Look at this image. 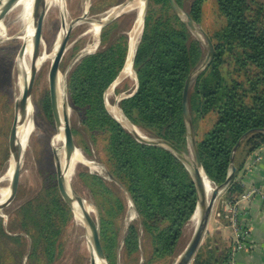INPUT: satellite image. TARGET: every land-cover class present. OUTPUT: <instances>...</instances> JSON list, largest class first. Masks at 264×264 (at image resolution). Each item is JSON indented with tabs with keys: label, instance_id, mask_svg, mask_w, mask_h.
<instances>
[{
	"label": "trees",
	"instance_id": "16d2710c",
	"mask_svg": "<svg viewBox=\"0 0 264 264\" xmlns=\"http://www.w3.org/2000/svg\"><path fill=\"white\" fill-rule=\"evenodd\" d=\"M186 1L175 0L180 8ZM205 1L193 0L189 8L188 14L197 26L203 23ZM250 3L216 0L223 24L214 36L208 34L214 56L210 66L192 80L188 97L193 125L217 112L213 130L196 142L205 175L214 187L226 182L233 150L251 132L234 156L237 172L224 191L226 203L235 202L244 192L239 174L246 161L264 147V29L259 16H250ZM117 28L118 22L112 21L102 29L103 48L80 59L71 70L67 94L91 141L97 144L98 137H103L110 175L126 190L142 228L151 238V261L155 262L174 256L197 210L198 191L177 156L165 148L137 142L106 108L104 96L123 71L128 56V36L118 34L113 40ZM205 58L201 42L174 14L169 1L150 0L133 63L138 90L121 102L124 115L150 137L185 153L189 138L183 115L184 88ZM225 71L228 84L223 94ZM79 179L95 198L104 201L100 205L105 214L100 238L107 261L114 264L113 230L125 211L124 201L98 174L83 171ZM57 188L54 182L44 197L20 209V229L32 241L27 264H55L62 254L59 237L71 211ZM22 241L20 238V264L24 256ZM124 243L129 256L139 251L136 226L129 227ZM230 251L231 246L224 248L207 236L192 264H224Z\"/></svg>",
	"mask_w": 264,
	"mask_h": 264
},
{
	"label": "rangeland",
	"instance_id": "374dc122",
	"mask_svg": "<svg viewBox=\"0 0 264 264\" xmlns=\"http://www.w3.org/2000/svg\"><path fill=\"white\" fill-rule=\"evenodd\" d=\"M138 1L139 0H62V6L64 5L65 11L62 9L60 10L58 5L50 4L44 22L40 53V58H43L44 62L39 68L40 71L36 74L30 99L29 107H32L34 111L30 119L33 130L29 136L27 147L23 151L19 190L14 202L5 210L0 211V262L2 261L4 264H20V238H22L23 245L21 250L24 254L22 262L23 264L28 263L29 247L32 241L30 237L20 229V209L25 204L40 198V196L44 197L54 182L57 184L54 152L59 156V146H54L53 140L59 134V129L55 124L51 111L49 72L53 62L50 56L53 54L59 35L63 31L62 14L65 15L67 24L73 25V29L59 68V74L62 78L61 94L63 99L68 103V108L70 109V111H68L70 112L69 119L72 130L78 133L74 135L76 150L81 152L83 158L87 162L75 166L70 185L77 194L84 198L86 204L91 208L92 217L98 223L100 232L101 218L105 216V214L101 212L100 205L102 202L104 203V201L95 198L90 193L79 179V174L83 171H87L92 174L100 175L111 187L114 194L124 201L125 211L122 216L117 219L113 230L115 235L113 242L114 248L112 251L114 264H175L191 243L197 225L193 228L190 221L184 229L182 239L178 244L174 256L160 261H151L153 253L151 238L142 228L140 219L126 190L110 175L109 157L103 137H98L97 144L91 141L89 135L81 126L78 115L71 108L68 99L67 77L71 70L77 65L80 59L88 55H93L103 48L101 44V33L105 26L101 29L99 37L95 38L91 32L92 25L96 23L99 24L106 18H114L113 22H118V28L114 31L115 35L113 40L118 34H126L128 36L129 50L130 40L135 30L137 11L128 9L121 12L122 15L119 17H115V14H110V11L114 8L119 9L123 7L124 9ZM192 2L193 0L186 1L184 8H182L184 13L188 14ZM250 8L252 10L250 16L252 18L259 16V24L264 29V0H251ZM28 18L27 10H25L24 7H17L4 19L2 29L0 28V40H2L0 41V190H10L11 181L6 178L11 165L10 162L12 161L9 150V133L14 122L15 104L22 96L20 88L21 69L18 56L22 46L26 43ZM222 24L223 20L218 11L216 0H206L203 6V23L197 27L207 36L208 34L214 36V34L220 30ZM193 36L201 42L205 54L207 55L208 45L205 38L200 32L193 34ZM140 38L141 34L139 41ZM50 53L52 54L50 55ZM227 80L225 71L223 94L226 92ZM136 85V73L134 79L125 78L120 74L117 82L107 90L104 96L107 110H110L107 104L109 102L111 107L120 108L121 113L124 115L120 104L135 91ZM124 117L127 123H120V125H122L123 128L125 127L124 129L129 132V124L130 126L135 125L125 115ZM216 121L217 112H214L204 120L196 122L195 125H193L195 141H202L213 130ZM142 132L148 139L159 140L150 137L143 130ZM184 155L190 165H194L191 140H188ZM53 175H56V178ZM217 205L219 207L224 205L225 209L226 201L224 200V192L218 198L216 207ZM69 209L71 211V218L59 237L62 254L55 264H90V260L93 256V248L87 227L85 224L75 220L73 209L71 207H69ZM212 222L214 223L215 219H213ZM131 226H136L138 228L140 249L136 254L129 256L125 251L124 241L127 231ZM208 236H212L214 242L220 243L224 248L231 246H228L226 241L224 243L222 238L217 236L216 233ZM205 239L201 246L202 248L205 246ZM108 264L110 263L108 262Z\"/></svg>",
	"mask_w": 264,
	"mask_h": 264
},
{
	"label": "water",
	"instance_id": "95a60500",
	"mask_svg": "<svg viewBox=\"0 0 264 264\" xmlns=\"http://www.w3.org/2000/svg\"><path fill=\"white\" fill-rule=\"evenodd\" d=\"M20 1L22 0H1L0 1V24L3 23L8 13L14 10L15 7L20 3ZM168 1H169L170 7L172 11L174 12V14L178 16V18L184 23V25H186L189 28L192 34L200 32L202 36L205 38L207 45H208V52H207L205 60L203 61L202 65L191 74L189 80L187 81L185 85L184 93H183V115H184V120L187 125L188 138H189L188 140H191V145L193 149L194 165H190V163L186 160L184 153L169 143H166L162 140H151L148 138L144 139L139 136H136L130 131L129 133L132 134L134 138L136 139V141L139 142L140 144L147 145V146H155V147L158 146V147H162V148H165L171 151L175 156H177L184 163V165L187 167L188 171L190 172L193 178V181L198 191L199 203H198L197 210L194 216L192 217V219L196 216V214H198L199 218L197 222L196 231H195V234L193 236L191 243L189 244L187 249L184 251V253L180 256V258L175 263V264H192L196 257L198 250L202 246L204 239L207 235L208 226L211 221L216 202L236 175L237 170H236V167L234 166V156L238 148L241 146L242 142L249 136L251 132H248L247 134H245L243 138L235 146L233 153H232V160H231L232 169H231V172L226 182L222 186L214 187L211 194L208 195L206 192V187H205L204 179L202 176V172H204V169L201 163L199 152L197 150L194 127H193V123L190 118L188 97H189V91H190L192 80L210 66L213 56H214V48L208 36L197 27V25L194 23L190 15L184 13L183 9L177 5L175 0H168ZM61 3H62V0H61ZM149 3H150V0H146L144 11H143V27H142L141 37L143 34V30H144V22H145V17L148 11ZM49 6L50 4L48 0H34L33 11H32V20L34 24V33H33V39H32V51H33L32 52L33 53L32 68H31V74L29 78H26L24 80V84L22 88V96L15 104L14 122L12 124L10 133H9V150L11 153V160L13 163V175H12L11 182H10L9 198L3 204H0V211L5 210L7 207H9L14 202V200L17 197L18 190H19V181H20L22 162H23V150L18 140V129H19V126L27 118L28 109L30 106L32 89L34 85V80L39 70L38 63L40 60V53H41V47H42L43 27H44V22H45V18H46ZM121 15L122 13L119 12L118 14L115 15V17H119ZM113 20L114 18H106L104 21H101V23H99L100 31L104 26L108 25ZM62 28H63V31H65V34H63L60 40L59 48L57 49V52L55 53V56L53 58V62L51 65V69L49 72V95H50V105H51L52 115H53L57 128L60 129L62 126L64 128V132H63L64 133V152H65V162H66L64 166H62V163H61V160L58 154L54 152L55 160H56L57 187H58V191L62 199L64 200V202L72 209H73V204L74 203L77 204L82 212L84 224L87 227L89 238H90L92 248H93V256L90 260V264H98V262H104L105 264H108L107 258L105 256V253L103 251L102 244H101L100 228H99L98 223L95 221L92 215L87 211L86 201L84 200V198L80 196L79 194H77L72 189L70 182L67 184L65 182L66 169L69 165L72 155L74 154L77 148H76V144L74 140V135L72 132V127L70 124L69 115L67 114L68 110L70 111V109L68 108V103L64 100L60 106V99H59V93H58V79L60 77V74H59L60 63L66 51V47H67V44L70 38V34L73 29L72 24L71 25L67 24L64 14H62ZM139 43L140 41L138 42V45ZM128 55H129V50H128ZM23 56H24V45L22 46V49L19 52V56H18L19 61L23 59ZM133 63H134V58H133ZM117 80L113 84H115ZM136 80H137V77H136ZM137 90H138V81H137L135 91L127 99L133 97L137 93ZM104 101H105V98H104ZM116 121L120 124L118 120Z\"/></svg>",
	"mask_w": 264,
	"mask_h": 264
},
{
	"label": "bare ground",
	"instance_id": "6f19581e",
	"mask_svg": "<svg viewBox=\"0 0 264 264\" xmlns=\"http://www.w3.org/2000/svg\"><path fill=\"white\" fill-rule=\"evenodd\" d=\"M48 2H49V4H52V5H56V6L58 5L60 7V10L61 9L64 10V7H63L64 5L62 6L61 0H48ZM145 3H146V0H139L138 2L132 4L131 6H128V7L124 8V9H123V7L119 8V9H115L114 8V9H112L110 11V14H115V15L118 14L119 12L121 13V12H123L125 10H128V9H132L134 11L135 10L137 11V20H136V24H135V30H134V34L132 35L131 40H130L129 55H128L127 62H126V65L124 67V70L122 72V76H124L125 78L134 79V77H135V73H134V70H133V58H134V55H135V51H136V48H137V44H138V41H139L140 34L142 32L143 11H144V7H145ZM33 4H34V0H22L15 7V8L24 7L25 10H27V12H28V17H29L28 18L29 22L27 23V32L28 33H27V36H26V43L24 44V56H23V59L20 61V69H21L20 88H21V91H22V88H23L24 80L26 78H29V76L31 74L32 61H33V59H32V57H33V53H32L33 52L32 51V39H33V33H34V24H33V20H32ZM0 28L2 29V24H0ZM91 32L93 33L95 38L99 37L100 24H97V23L93 24L92 27H91ZM63 34H65V31H62L61 34L59 35V38H58V41H57V43L55 45V49H54L53 54L50 53V55L52 54L50 56L51 59L54 58L55 53L57 52V49L59 48L60 40H61ZM43 56H44V54H43ZM43 62H44V59L40 58L39 63H38V68H40V66L43 64ZM38 71H40V70H38ZM63 81H64V79H63ZM61 91H62V78L60 76L59 79H58V93H59V99H60V106H61L62 102L64 101L63 96L61 94ZM107 104H108V107H110L109 112L112 114L111 116H113L121 124L127 123L124 115L120 111V108L111 107V105H109V102ZM33 112L34 111H33L32 107H29L27 118L19 126V129H18V140H19L20 146H21L23 151L27 147V142H28L29 136H30V134L32 133V130H33L32 124L30 123V119H31V117L33 115ZM67 114L70 115V112L68 111ZM129 130H130V132H132L136 136H139V137L144 138V139L147 138L144 135V133L142 132V130L137 128V127H135V126H132V125L130 126V124H129ZM63 132H64V128L62 126L59 129V132H58L59 134L57 133L58 135L53 140L54 146H59L58 151H59V156H60V160H61L62 166H64L65 163H66L65 162V152H64V133ZM84 163H87V162L83 158V155L81 154V152L79 150H76L74 152V154L72 155V158H71V160L69 162V165H68V167L66 169V176H65L66 184L70 182L71 176L73 174V170H74L75 166L77 164L80 165V164H84ZM10 164H11L10 168H9L8 173L6 175V178L9 181H11V178H12V175H13V163H12V161L10 162ZM202 176H203V179H204L206 192H207L208 195H210L211 192L213 191L214 187H213L212 183L209 182V180L206 177V175L204 174V172H202ZM9 181H7V182H9ZM9 195H10V190L9 189L0 190V204H3L9 198ZM73 209H74V214H75V220H77L78 222L84 224V220H83V217H82V212H81L80 208L78 207V205L74 203L73 204ZM86 209L92 215L91 208L87 204H86ZM198 218H199L198 214H196V216L191 220L193 228L196 227L197 222H198ZM98 264H105V263L104 262H98Z\"/></svg>",
	"mask_w": 264,
	"mask_h": 264
},
{
	"label": "crops",
	"instance_id": "0c3cea01",
	"mask_svg": "<svg viewBox=\"0 0 264 264\" xmlns=\"http://www.w3.org/2000/svg\"><path fill=\"white\" fill-rule=\"evenodd\" d=\"M239 182L244 191L259 188L264 192V147L246 161L244 170L239 174ZM217 207L215 205L206 237L216 233L229 246L231 231L228 216L224 212V205ZM246 208L249 212L246 224L250 230V242L248 250L237 254L234 262L235 264H264V200L261 196H256L246 205ZM213 219H215L214 223Z\"/></svg>",
	"mask_w": 264,
	"mask_h": 264
},
{
	"label": "built area",
	"instance_id": "2783aa9c",
	"mask_svg": "<svg viewBox=\"0 0 264 264\" xmlns=\"http://www.w3.org/2000/svg\"><path fill=\"white\" fill-rule=\"evenodd\" d=\"M256 196H261L264 200V192L259 188H252L245 190L235 202L226 203L224 212L228 216L232 240L229 258L224 264H235L236 255L248 250L250 230L246 224L249 215L246 205L254 200Z\"/></svg>",
	"mask_w": 264,
	"mask_h": 264
}]
</instances>
